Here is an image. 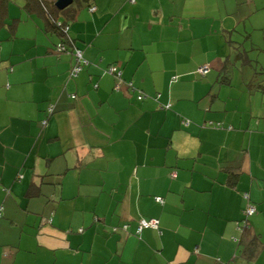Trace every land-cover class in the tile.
<instances>
[{
    "label": "crops",
    "instance_id": "obj_1",
    "mask_svg": "<svg viewBox=\"0 0 264 264\" xmlns=\"http://www.w3.org/2000/svg\"><path fill=\"white\" fill-rule=\"evenodd\" d=\"M103 1L69 20L75 78L42 12L0 32V264H264V90L227 67L243 33L261 45L264 0ZM111 63L149 96L116 90ZM142 217L162 232L111 233Z\"/></svg>",
    "mask_w": 264,
    "mask_h": 264
},
{
    "label": "trees",
    "instance_id": "obj_2",
    "mask_svg": "<svg viewBox=\"0 0 264 264\" xmlns=\"http://www.w3.org/2000/svg\"><path fill=\"white\" fill-rule=\"evenodd\" d=\"M56 1L57 0H25L24 4H23V8L26 10H30V11H40L43 13L45 19H46V25L48 26L47 28L51 30H53L54 32H56L57 34L60 35V41L58 43H56L55 45V51L58 54H62V53H70L73 56L74 59V64L73 67L77 64V57H76V52L77 51H81L82 55H83V59L87 60V58L84 55V50L79 47L76 43V39H74L71 35H70V23L69 20L71 18H74V16L76 15V13L73 12H77L78 8L76 7H72V16L69 13V9L72 5H69L68 7H66L63 10H60L57 8L56 6ZM86 1L88 2V8L91 12H95L97 9V6L95 4H93V0H74L73 2H78L80 5L79 7L83 6L82 2ZM129 2H131L130 0H128ZM136 1V0H135ZM134 1V2H135ZM10 0H0V30H2L3 28L7 27L9 28V30L11 31V35L13 33H15V27H16V23H17V18L14 19L12 22H7V16H8V4H9ZM131 2V3H134ZM73 4V3H72ZM64 19H62V18ZM240 49V47H236V50L238 51ZM239 56V58H242L243 56V52L240 51L237 54ZM89 63V61L87 60V63H81L82 65V69ZM113 63H111L109 66H107L104 71L106 73H110L112 75H114L117 79V83L115 84L114 88L116 89V85L120 84V88L118 89V91H120L123 87H128V89H130L131 91H136L137 92V99L138 100H143L145 98H147L149 95L147 93H145L142 89L138 88L134 82L132 80H125L122 74V71L117 69V67L112 65ZM203 66V65H201ZM198 67V73L201 75H205L209 72L210 68L208 66V71L205 73H202L199 71ZM73 67L70 71V77L71 78H75L77 77L80 72L82 71V69L79 71L78 74H73ZM114 68L113 71H110L111 68ZM109 68V69H108ZM11 70L13 69V67L10 68ZM108 69V70H107ZM257 76V75H256ZM259 78V79H258ZM254 83L253 86L255 87V89H260V90H264V78L261 79L260 77H257L255 81H253ZM96 86H98V83H95ZM126 85V86H125ZM117 90V89H116ZM72 98H76V94L72 93L71 94ZM163 108L165 109H170L171 108V104L167 103L163 105ZM55 112V105L54 104H50L48 107V116L43 119L42 123L44 126L47 125L49 117ZM191 122V120L189 118H183V123L184 124H189ZM204 127H208V128H223L224 125L221 121H216V120H207L205 122V126ZM230 128H232V126H230ZM175 173V176H172V174ZM169 177L174 179L177 177V170L176 169H172L169 172ZM238 176L237 173H233L231 175V183L234 184L236 177ZM20 178L22 177V175L19 176ZM230 182V181H229ZM243 197L246 200V206L243 209V217L242 219L239 221L238 223V229L241 233L245 232L247 229H249L250 227V218L251 216H253L255 213L258 212V208L256 206L255 203L252 202L251 200V195L249 193V191H245L243 192ZM155 200L157 203L163 205L165 203V198L163 196H156ZM254 206L256 207V210L249 214L247 212V210L251 207ZM2 215V210L0 209V216ZM151 220H157L158 221V225L157 226H144L142 225L143 221L149 222ZM140 226L141 229H140ZM146 229H154L157 230L159 232H162L161 230V220L158 217H142L137 221L136 224V228L133 232L129 231V225L127 223L122 224V225H115L111 227V233H126V234H133L136 237L140 238L143 231ZM78 231L80 233H82L84 231V228L81 227L78 229ZM232 239L239 244L241 241V238L239 236H232Z\"/></svg>",
    "mask_w": 264,
    "mask_h": 264
},
{
    "label": "rangeland",
    "instance_id": "obj_3",
    "mask_svg": "<svg viewBox=\"0 0 264 264\" xmlns=\"http://www.w3.org/2000/svg\"><path fill=\"white\" fill-rule=\"evenodd\" d=\"M25 0H10L9 4H8V16L6 21L7 22H12L13 18H18V22L21 25V27L23 29L27 28V24L26 23H30V21L25 19V16H27V13L25 12L24 8H23V4H24ZM93 4L97 5L98 2H100L99 0H93ZM101 3L105 4L103 0H101ZM83 6L85 8H88V2L83 1L82 2ZM72 6L70 7V9L72 7H77L78 10L80 9L79 7V3L78 2H73V4H71ZM99 5V4H98ZM69 9V10H70ZM89 10V8H88ZM261 17H259L258 19L261 20L260 22L264 24V11L262 12V14H260ZM27 25V26H26ZM2 31L3 35L8 37L11 34V31L9 30V28L5 27L2 30H0V32ZM21 31V30H20ZM42 33V32H40ZM257 34L260 37V39L258 40L257 38ZM24 35L21 34V37L18 36V39L24 40ZM247 35L246 34H242L238 37V40L240 42L239 46L240 49L237 50H233V52L231 53L230 57L231 59L227 60V67H228V71L232 70V72H236V80L234 81V85H236V87L238 89L240 88H244L246 87L244 85V82H242L241 79V73L243 74H256L257 77H260L261 79L264 78V28L261 29L258 33H255L254 38H255V43L260 42L261 45H253L252 40L248 39V41L246 42V38ZM52 40L56 39V36H51ZM243 45V46H242ZM242 51L243 52V56L240 60L236 61V55L238 54V52ZM227 71V72H228ZM231 72V71H230Z\"/></svg>",
    "mask_w": 264,
    "mask_h": 264
},
{
    "label": "built area",
    "instance_id": "obj_4",
    "mask_svg": "<svg viewBox=\"0 0 264 264\" xmlns=\"http://www.w3.org/2000/svg\"><path fill=\"white\" fill-rule=\"evenodd\" d=\"M131 2H134L135 0H130ZM76 57H77V64L73 67V74H78L79 73V71L82 69V65H81V63L83 62V63H87V60H85V59H83V55H82V53H81V51H77L76 52ZM114 70V68L112 67L111 69H110V71H113ZM199 71L200 72H202V73H205V72H207L208 71V66L207 65H203V66H201L200 68H199ZM120 88V84H117L116 85V89L118 90ZM176 174L175 173H173L172 174V176H175ZM256 210V207H254V206H251L248 210H247V212L249 213V214H251V213H253L254 211ZM143 224L142 225H144V226H157L158 225V221L157 220H151V221H149V222H146V221H143L142 222ZM141 227L142 226H140V229H141Z\"/></svg>",
    "mask_w": 264,
    "mask_h": 264
},
{
    "label": "water",
    "instance_id": "obj_5",
    "mask_svg": "<svg viewBox=\"0 0 264 264\" xmlns=\"http://www.w3.org/2000/svg\"><path fill=\"white\" fill-rule=\"evenodd\" d=\"M74 0H57L56 6L58 9L63 10L73 3Z\"/></svg>",
    "mask_w": 264,
    "mask_h": 264
}]
</instances>
